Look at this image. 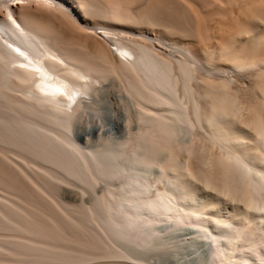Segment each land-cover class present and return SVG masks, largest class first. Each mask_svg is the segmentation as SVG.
<instances>
[{
  "label": "bare ground",
  "instance_id": "6f19581e",
  "mask_svg": "<svg viewBox=\"0 0 264 264\" xmlns=\"http://www.w3.org/2000/svg\"><path fill=\"white\" fill-rule=\"evenodd\" d=\"M0 257L264 264V0H0Z\"/></svg>",
  "mask_w": 264,
  "mask_h": 264
},
{
  "label": "rangeland",
  "instance_id": "374dc122",
  "mask_svg": "<svg viewBox=\"0 0 264 264\" xmlns=\"http://www.w3.org/2000/svg\"><path fill=\"white\" fill-rule=\"evenodd\" d=\"M90 109H91V108H89V109L87 108V111L90 110ZM90 111H91V110H90ZM90 117H91V116H90L89 114H85V115H84V118H83V122L90 124V123H91V121H90L91 118H90ZM86 118H87V120H86ZM88 119H90V120H88ZM85 120H86L87 122H86ZM89 122H90V123H89ZM71 187H72V186H71ZM68 188H69V190L67 191ZM63 191H65V192L67 193V195H66V193H64ZM69 191H70V192L73 191V193H71V195H70ZM68 193H69V195H68ZM60 194H61V195H60ZM77 194H79V193H76V188L74 187V189H73V188H70V186H69V187H67V188L65 187V189H62V190L60 191V193H59V196H60V197H59V198H60L65 204H67V206H69V205H71V207L73 206V207H74V210L76 209V206H77V205H78L77 208L81 206V203H80L81 200L84 201V202H82V203H85V204H87V205L89 204L88 202L91 201V198H92V197H91L90 195H89V196H88V195H87V196L85 195V197H88V198H84V197L81 196V194H79V196L81 197V200H79V196H78ZM62 195H63V196H62ZM69 196H70V197H69ZM76 196H77V197H76ZM83 198H84V200H83ZM33 199H35V198H33ZM35 200H36L37 202L39 201V202H40V205H43V208H45L47 211H48L49 207L51 208V209H49V211L52 210V209H54V208H53V205H52V202L49 200V198L44 199V201H43V199H40V198L37 196ZM45 200H48V201H45ZM85 200H87V201H85ZM36 201H35V202H36ZM62 201H61V202H62ZM37 202H36V203H37ZM39 202H38V203H39ZM50 202H51V203H50ZM63 202H62V203H63ZM49 203H50V204H49ZM65 204H63V205L66 206ZM46 205H51L52 207H51V206L48 207V206H46ZM74 205H75V206H74ZM71 207H70V209L72 210L73 207H72V208H71ZM67 208H68V207H67ZM70 209H69V210H70ZM47 211H45V213H47ZM49 211H48V212H49ZM72 211H73V210H72ZM71 215H72V214H71ZM76 216H77V214H75L74 217H75V218H78V216H77V217H76ZM72 217H73V215H72ZM74 217H73V218H74ZM87 226H89L90 229L92 228L91 225H87ZM87 226H86V227H87ZM86 227H85V230L83 229L82 231L85 233V231L88 230L87 233L91 234L90 231H92V229H94V228H92V229L90 230V229H88V227H87V228H86ZM94 230H95V229H94ZM94 230H93V231H94ZM71 232H72V231H71ZM78 232H80V231H78ZM78 232L76 231L74 234H72L73 232L70 233L69 230L66 231V233L69 234V236H70L71 238H73V236H74V238H76L75 235L78 234V236H79L80 238L83 237V238H81L82 240L88 241V239H87V237H86V236H88V238H89V241H88V242L93 241V239H92L91 237H93L92 234L95 233V232H93V233L91 234L92 236H91V235H88L87 233H85V235H86V234H87V235L84 236V233H83V232H80V233H78ZM82 233H83V234H82ZM71 235H72V236H71ZM80 235H83V236H80ZM79 237H78V239H79ZM103 237L106 238V236H104V235H103ZM86 239H87V240H86ZM106 241H107V242H106ZM106 241H105V243L110 245V242H109V240H108L107 238H106ZM103 246H105V245H101L102 248H103ZM104 250H105V251H104ZM109 250H110V249H109ZM95 252H96V251H95ZM98 252H99V251H98ZM98 252H96L95 254H98ZM105 252H107L106 247L103 248V252H102V250H101V252H99V253L101 254V253H105ZM1 256H2V255H1ZM3 256H4V255H3ZM5 257H6V256H5ZM5 257H0V258H3V259H5V260H8V259H9V261H10V258H9V257H8V259L5 258ZM3 261H4V260H1L0 262L2 263ZM9 261H8V262H9ZM5 262H7V261H4V264H7V263H8V262H7V263H5ZM10 262H12V261H10ZM10 262H9L8 264H16V263H14V262H12V263H10ZM1 263H0V264H1ZM2 264H3V263H2ZM24 264H26V263H24Z\"/></svg>",
  "mask_w": 264,
  "mask_h": 264
},
{
  "label": "snow or ice",
  "instance_id": "6c2138e0",
  "mask_svg": "<svg viewBox=\"0 0 264 264\" xmlns=\"http://www.w3.org/2000/svg\"><path fill=\"white\" fill-rule=\"evenodd\" d=\"M14 3H19V2H23V0H13ZM42 2V0H32L33 4H40ZM9 20H12L11 15H9ZM12 23L15 24V20H12ZM17 27H19V25H17ZM98 130V129H97Z\"/></svg>",
  "mask_w": 264,
  "mask_h": 264
}]
</instances>
